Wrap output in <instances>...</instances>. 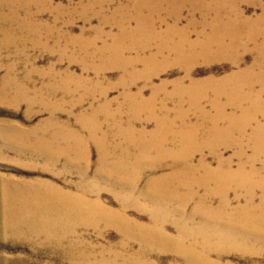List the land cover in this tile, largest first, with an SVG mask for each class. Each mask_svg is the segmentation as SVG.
Listing matches in <instances>:
<instances>
[{"label": "bare ground", "instance_id": "6f19581e", "mask_svg": "<svg viewBox=\"0 0 264 264\" xmlns=\"http://www.w3.org/2000/svg\"><path fill=\"white\" fill-rule=\"evenodd\" d=\"M251 5L259 8L261 14L257 17H245L247 13L245 7ZM25 8L24 16L17 15V8H12V10L16 11L13 13V17L16 16V19L11 21L8 18V21L15 23L16 29H12L13 25L0 26V36H4L10 45L19 41L24 48L27 47L28 43L35 47L42 45L47 47L52 34H55L54 30L57 31L56 28L59 26L60 17H57L52 25L46 24L36 15L39 13H31L28 5H25ZM83 9L86 24H90L94 17H100V26L97 27L95 37H87L85 29L81 30L79 36L73 39L70 37L68 43L70 42L79 49V56L74 58H79L87 70L90 69L87 66L89 62L101 60L106 63L108 61L106 68L120 69L124 75L116 86L124 89L125 105L129 112L128 118L125 115L126 111L119 109L112 113L109 107L107 105L103 106V104L95 108L94 112L91 111L93 112L92 114L81 117L83 121L87 116L83 126L85 129L87 128L89 141L99 146L105 159L114 157V155L116 157V154H118L116 157L118 163L114 166L115 171L113 173L131 178V176H134L135 169H150L152 164L158 163L157 160L159 158H148V155H163L162 145L169 141L179 143L178 146H181L183 141H186V138H194L196 136L195 131H198L197 129L200 126L207 123L213 127L211 132H208L209 139L215 134L214 138L217 142L214 144H217V146L221 145L220 147L224 145L218 142L220 137L227 140L231 137L230 134L234 132L242 137L248 129L252 128L249 133V140L256 149V156L250 162L242 161L239 163L238 168L234 169L232 160L220 158L217 169H215L216 167L213 169L206 160L202 159L195 163L192 155L196 149L192 148L191 150V145L190 148H185L186 150H184L188 154L185 158H181V156L174 157V152L169 153L174 159L180 161L178 168L170 174L153 179L149 182L148 189L149 194L156 198L166 196L180 200L182 203L180 212H184V207L198 197L197 188L208 189L206 196L203 197L201 195L203 198L200 199L194 209L192 217L181 222H192L194 216H201L204 221H208L215 228L217 227L213 224H224L232 229V225L235 223L238 229H233V232L242 236L243 241H233L234 239L232 240L229 235L232 234V230H230L228 235L224 236L219 230L217 231L213 228L214 230L205 234L206 237L204 236L205 239L202 242H198L196 241L197 234L193 233L191 235L190 231L183 226L180 229L179 237L181 238L176 240L175 237L169 236L170 234L166 232L164 225L155 224L158 219L154 218L153 226H144L137 221L129 219L125 214L120 213V215H117L110 209H100L83 199L74 198L60 188L50 185L39 186L34 191L19 187L15 189L21 190L13 192L12 189H4V216L7 227L20 236L44 234L48 239L55 238L57 243L61 245L66 241L70 229L72 230L71 223L74 225L80 222L82 217L95 218L97 219L96 221L100 220L114 224L126 234H131V237L146 241L152 246H159L161 247L160 249L175 250L183 257L185 264H223L221 260H213L212 249H215L216 253L219 252L221 254L235 251L250 252L255 248L254 245L257 241H262L260 244L264 243V195H262L261 202L256 203L257 190L264 191V179L263 181L260 180L262 175L264 177V163L261 168L256 165L257 158L264 157V0H91L88 4H84ZM186 13L193 18L196 15H201L203 18L213 15L216 17L214 21L211 23L205 21V24H203L205 26L210 24L215 29H219L220 26H225V28L223 31L214 33L212 37L205 36L206 38H203L204 35L200 32L198 37H201L192 40L190 29L196 26L193 18H191L192 21L186 29L179 30L177 27ZM169 19H174L175 25L169 26ZM0 22L2 21L0 20ZM65 24L69 27L72 23L68 22ZM201 24H198V26ZM165 25L166 27L169 26L166 29V33L158 32ZM105 27L111 28L112 31L105 33ZM44 29L47 30L45 36L43 35ZM5 40L0 41V46L2 45L0 49H6L5 46H8ZM154 44L157 45L156 54L141 59V53H146ZM55 47H57L56 44ZM250 50H253L256 56L251 66L243 68L246 53ZM133 54L134 56H132ZM135 54H137L136 57ZM160 57L165 59V64L154 66V63ZM225 59H229L232 62V66L240 69L222 79L214 76L204 80L192 78L193 67L198 62ZM139 62L148 64V68L142 75H140L141 72L138 74L136 70ZM170 64H177V66L184 69L186 75L184 78L174 82L173 90L168 95L173 98L178 97L179 106L186 104L184 102H189L193 109L202 110V112H204L202 108L203 102L210 100L211 106L216 110L215 115H209L207 112L206 115L204 112L203 116L201 115L202 117H200V122L196 121L199 123L194 125L195 129L193 128V131L190 130L191 132L189 133H187L189 130H186V133H182V131L177 133L174 129L172 131L171 125L174 122L170 123L168 121L169 116L164 118V113L167 114V112H163V118L157 117L156 110L158 106L155 101L156 97L151 101H143L138 100L141 96V91L136 96L132 94L138 79H150L149 77H154ZM13 71L14 69H9L8 78L13 75ZM103 71L98 68L96 74L99 76ZM69 75L58 76L55 74V82L49 85L48 91L54 94L59 89H64L68 94H71L70 91L72 92V89H70L69 85L70 81L75 77ZM60 77L61 79L57 80ZM79 81H77L78 86ZM89 88L91 87L86 89L87 92L90 91ZM104 91H100L97 94L88 93L95 100L98 95L101 98L103 96L106 97V92ZM155 92L157 93L159 90L156 89ZM84 100L85 97L80 99L79 103H83ZM159 108L164 110L165 107L162 105ZM146 111L150 112L143 115ZM180 118L184 125H188L186 123L188 115L183 114ZM144 119L150 122L151 120L156 121L157 128L154 132L148 133L146 130H137V123L142 122ZM104 122L112 124V128L115 130L116 128L120 129L121 135L119 136L123 140L122 146L119 145L117 147L114 146V142H109L114 140L110 137H116L117 135V131L114 129L111 130L114 133L108 135L101 133ZM223 124L228 127L226 133L218 130ZM214 130L215 132H213ZM65 136H62V140H57L53 134L47 142L56 145L59 143L63 144L62 149L66 153L70 152L88 157L85 152H82L87 148L86 142L84 143L82 139L71 136L74 141L70 143L69 136ZM107 142L109 143L107 144ZM234 144L237 146L241 145L238 142H234ZM199 145L195 144V147L201 148ZM59 150L61 149L59 148ZM152 169V171L161 170V168ZM233 182H238L240 187L246 188L247 192H249L246 197V204L243 206L239 205L238 208H235L234 205L232 207L230 195L228 194L229 190H231L230 185ZM212 185L214 187H211ZM184 187L186 192L179 196L180 190ZM215 189L221 193L218 208H213L209 205L213 202L211 199L216 193ZM239 196L237 195L238 200L241 201ZM90 221L92 220L90 219ZM185 236L192 239L191 246L186 245L184 242ZM247 237L254 241L249 242L252 240L245 239ZM144 250L141 254L145 253L144 256H147L149 250ZM83 258L85 263L82 264H93L92 259L90 260L87 255H84ZM121 262L118 263L106 259L102 260L100 264H145L141 257L135 258L130 255Z\"/></svg>", "mask_w": 264, "mask_h": 264}, {"label": "rangeland", "instance_id": "374dc122", "mask_svg": "<svg viewBox=\"0 0 264 264\" xmlns=\"http://www.w3.org/2000/svg\"><path fill=\"white\" fill-rule=\"evenodd\" d=\"M89 1L91 0H0V20L2 21L0 26L13 25V30L16 29V24L8 21V18L11 21L16 19V16L13 17V13L16 11L12 10V8H17V15L24 16L25 5H28L31 13H39L36 14L39 19L43 23L50 25L55 22L57 17H60L59 26L55 27L57 31L54 30L55 34H52L47 47H43V45L35 47L28 43L27 47L24 48L18 40L17 43L10 45L4 36H0V41L5 40L8 44V46H5L6 49H0V264H82L85 263L84 255H87L90 260L92 259L93 264H100L102 260L106 259L122 263L121 261H124L129 255L135 258L141 257L145 264H185L183 257L175 250L160 249L161 247L159 246H152L146 241L131 237V234H126L114 224H109L106 221H96L97 219L95 218L82 217L80 222L74 224L75 226L71 223L72 230L70 229L69 236L67 235L66 241L61 245L57 243L55 238L48 239L44 234L20 236L7 227L4 216V189H12V192L21 189L34 191L39 186L50 185L60 188L74 198L83 199L100 209H110L117 215H120V213L125 214L129 219L137 221L144 226H153L154 218L158 219L155 224L164 225L163 227L170 234L169 236L175 237L176 240L181 238L179 237L180 229L183 226L190 231L191 235L193 233L197 234L196 241L202 242L206 237L205 234L214 230L213 228L215 227L210 225L208 221H204L201 216H194L192 222L181 221L189 220L192 217V213L200 199L206 196L209 190L203 187H200L201 189L197 188L198 197L184 207V212H180L182 206L180 200L166 196L154 197L149 194V182L155 178L170 174L177 169L180 161L174 159V157H187L188 154L184 150H186L185 148H190L191 145L194 146H191V150L192 148L196 149L192 155L195 163L203 159L213 169L215 167L217 169L220 158L232 160L233 167L236 169L240 162H250L256 156V149L249 140V133L252 128L248 129L242 137L236 132L231 133V137L227 140L220 137L218 142L224 144L222 145L223 147H220L221 145L217 146V144H214L217 142L214 138L215 134L212 133L213 137L209 139L208 132H211L213 127L207 123L197 129L199 133L195 131L196 136L194 138H186V141H183L181 146H178L179 143L169 141L162 145L163 155H148V158H159L157 160L158 163L152 164L150 169H135L134 176H131V178L113 173L115 171L114 166L118 163L116 161L118 154H116V157L114 155V157L105 159L99 146L89 141V133L87 128L85 129L83 126L87 116L83 121L81 117L92 114L95 108L103 104V106L107 105L112 113L119 109L126 111L125 115L128 118L129 112L125 105L124 89L116 86L123 79V72L120 69L118 71L117 69L106 68L105 66H108L106 64L108 61L106 60V63L101 60L87 63L90 68L87 70L79 58H74L79 56V49L70 42L68 43L70 37L73 39L79 36L82 29H85L87 37L96 36L97 27L100 26V17H94L90 24L85 22L83 6L88 4ZM245 8L247 10L245 17H257L261 14V10L252 5ZM2 16L5 17L3 18ZM191 18L193 17L186 13L177 25L178 29H186L192 21ZM215 18L213 15L208 18H203L201 15L194 16L193 20L196 26L190 29L192 40L201 37H198L200 32L203 33V38H206L212 37L216 32L223 31L225 26L215 29L210 24L208 26L204 25L205 21L211 23ZM68 22L72 23L71 27H67L65 24ZM201 23L204 24L202 25ZM168 24H170L169 26L175 25V20L169 19ZM198 24L201 25L198 26ZM168 27L165 25L158 32L166 33ZM104 31L109 33L112 29L105 27ZM46 32L47 30L44 29V36ZM55 44L57 47H55ZM154 45L146 53H141V59L156 54L157 45ZM136 56L137 54H135ZM255 56L256 53L253 50L248 51L243 68L251 66ZM101 62L102 64H100ZM164 62L165 59L160 57L155 62L156 64L154 63V66L163 65L165 64ZM144 63L139 62L137 64L136 70L138 74L141 72L140 75L148 68V64ZM231 63L229 59L200 61L193 67L192 78L204 80L214 76L222 79L240 69L232 66ZM98 68L104 70L99 76L96 74ZM9 69H14V71L13 75L8 78ZM162 71L154 77H149L150 79H138L132 94L136 96L141 91V96L138 100L143 101H151L156 97L155 101L158 106L156 110L157 117L163 118L162 115L164 114V118L169 116L168 121L170 123L174 122L171 125L172 131L186 133L189 130L187 132L189 133L193 131L194 125L200 122V117L203 116L204 112L206 115L207 113L209 115L216 114V110L211 106L210 100L203 102L202 108L204 112L193 109L189 102H184L186 104L179 106V98H173L169 95L173 90L174 82L184 78L186 73L177 64L167 65ZM55 74L58 76L70 74L69 76L75 77L70 81L69 85L70 89H72V92L70 91L71 94H68L64 89H59L54 94L48 91L49 85L55 82ZM60 79L61 77L57 78V80ZM76 79L77 81L80 80L79 86L82 85L83 87L78 86ZM96 84L98 85L96 86ZM88 87L93 88L92 90L89 88L90 91L88 92H93L94 94L105 90L106 97L103 96L101 98L98 95L95 100L94 98L92 99L90 93L86 90ZM156 89L159 92L156 93ZM84 97L85 100L80 104V99ZM162 105L165 107L164 110L159 108ZM148 112L150 111L144 112L143 115ZM163 112H167V114H163ZM183 114L188 115V122L186 121L188 125H184L180 118ZM147 121L144 119L142 122H138L137 130H146L148 133L154 132L157 128L156 121ZM102 126V134L114 133L111 131L114 129L112 124L104 122ZM118 129H114L117 131L116 137H110L114 140L109 141L110 143L114 142V146L117 147L123 145V140L119 136L121 132ZM227 129L226 124H223L218 130L226 133ZM53 134L57 140H62V136H69L70 143H73L74 137L82 139L87 144V148L82 152H85L88 157L70 152L66 153L62 149L63 144L59 143L56 145L47 142ZM234 142H238L241 145L237 146ZM195 144H200L199 147L201 148L195 147ZM225 145L226 147H224ZM169 153H173L175 156L173 157ZM240 154L244 156L242 157ZM257 160L256 165L261 168L264 163V157L257 158ZM152 168H156V170L161 168V170L152 171ZM110 169L111 171H109ZM263 179L262 175L260 180L263 181ZM230 186L231 190H229L228 194L230 195L232 207L234 205L235 208H238L239 205L243 206L246 204L248 190L240 187L238 182H233ZM16 187L21 189H15ZM211 187L214 186L212 185ZM181 190L179 196L186 192V188L184 187ZM256 193V203L258 204L263 198L264 191L258 189ZM220 195L221 193L216 190L211 199L213 204L209 205L213 208H218L221 199ZM237 195H240L241 201L238 200ZM213 225L217 228L220 226V228L215 229L219 230L221 234L223 233L222 235L224 236L228 235L230 230H232V234L229 235L232 240L234 239L233 241H243L242 236L233 232V229H238L235 223L232 225V229L224 224ZM245 239L252 240L249 242L254 241L250 237ZM184 242L186 245L191 246L192 239L186 237ZM257 242L254 245L255 248L250 251L251 253L235 251L221 254L219 252L216 253L217 251L212 249V258L214 257L213 260H221L223 264H264V243L260 244L262 241ZM144 249L149 250L147 256H144L145 253L141 254Z\"/></svg>", "mask_w": 264, "mask_h": 264}]
</instances>
